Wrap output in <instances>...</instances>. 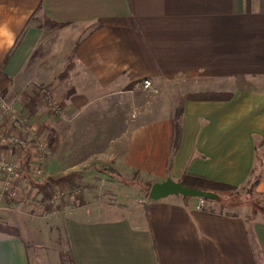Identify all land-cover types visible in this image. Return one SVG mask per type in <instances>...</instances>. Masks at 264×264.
<instances>
[{
  "label": "crops",
  "instance_id": "obj_1",
  "mask_svg": "<svg viewBox=\"0 0 264 264\" xmlns=\"http://www.w3.org/2000/svg\"><path fill=\"white\" fill-rule=\"evenodd\" d=\"M27 84L49 86L62 117L37 89L23 103ZM0 90L29 125L8 122L23 141L0 146L21 164L13 194L0 196V264H64L65 251L74 264H264L262 214L209 201L200 211L182 195L104 206L73 191L54 224L24 196L40 201L37 182L51 180L69 190V176L92 185L100 167L141 183L187 173L239 189L254 179L264 195V0H0ZM185 95L200 99L183 103L174 152ZM45 140L61 146L42 154V178L35 147Z\"/></svg>",
  "mask_w": 264,
  "mask_h": 264
},
{
  "label": "rangeland",
  "instance_id": "obj_2",
  "mask_svg": "<svg viewBox=\"0 0 264 264\" xmlns=\"http://www.w3.org/2000/svg\"><path fill=\"white\" fill-rule=\"evenodd\" d=\"M28 88H32L34 91L37 89L40 93L42 92L43 89H46L48 94H49V97L52 100V102H54V103L58 104L60 107H62L58 103L59 100L53 97V95H52L53 91L49 86L38 85V84H33V85L27 84L24 91H20V93H19L20 98L19 99H22L23 103H25V101L28 100L27 99L28 98L27 92L29 93V91L27 90ZM59 94H60V92H59ZM147 94L151 95L149 93H147ZM41 96H42V93H41ZM40 99H42L43 102L46 101L43 96ZM46 103H48V102L46 101ZM18 114L20 115V112ZM53 118L56 120L59 119V118H55V117H53ZM133 118H135V117H133ZM36 138L40 139L39 136H36ZM43 143L46 144V150L44 153V157H45L48 153H51L52 151H54V149L53 150L50 149V146H49V143L47 142V140H45ZM57 145H58V147L57 148L55 147L54 152L60 153L61 144L58 143ZM261 146H260V148L262 149L263 146L262 147ZM35 152L37 155L36 159L41 157V158H43V161H44V157H42L43 153H41V151L38 150V146L35 147ZM5 160H7V159H5ZM8 161L17 162V160H8ZM17 163L19 164V169H18L17 175L15 177L14 186L18 180L19 172L21 169V164L19 162H17ZM43 163H39V161L37 160V165H36L38 168V171L43 170V172H44L42 175H38V176H42V178L45 177V165ZM107 168H111V167H107ZM92 178H93V176H92ZM54 180H56V179H54ZM103 180H105V182ZM5 181H6V176H5ZM5 181H4V184H5ZM73 181H76L75 185L72 188L70 187L69 190H64V188L62 189L61 183L60 184L59 183H57V184L52 183L53 188L41 190L40 193H42V195H41V198L39 199L40 201H36V196L33 195L34 191H32V194L29 196H28V193H26V195L24 194V196H27L25 198L26 200H31V203L34 201L35 203L40 205V210H37L36 212H34L35 216H37V217L45 216L47 219L50 220V222L52 221V223L56 224L55 222H57V220H58L57 216H59L61 209L63 210L64 207L66 208L67 206L73 205L69 202V198L67 197V196H72L73 194L71 192H73V191L79 192L77 195V197H79V198L83 197L82 195L85 193L84 191H86L88 194H90L91 199L96 201L97 205H104V206H108V205L131 206V205L137 203L140 199L145 200L146 194L148 193V192L146 193V188L138 180L137 176H133L132 178H123V180L121 181L117 177L111 176L108 174H105L104 176L99 175V177H97V179H94L95 182L92 181V185L89 184V186L82 184V182H80V184H79L77 181V176H69V182L72 183ZM254 182H255V180L253 179L248 184H246L245 186H243L237 190H227V191H224L222 193L223 196H233V198L236 199L234 201L236 206L230 208L231 210H240L242 213L243 212L248 213L249 216L261 214L259 212H257V213L254 212L253 202L263 204L264 203V195H259L255 191L256 184H254ZM37 183L42 184L41 182H37ZM80 188H81V190H80ZM37 189H38V187H37ZM249 192H251V193H249ZM12 194H13V192H12ZM12 194H7V195L2 194V196H8V195L11 196ZM12 202H14V201L11 199V201H9V205H11ZM56 230H58V229L54 225V231H56ZM57 236H58V238L56 241H58V243L60 245L65 247V245H66L65 235L59 233ZM56 241H54V242H56ZM65 249H67V247ZM67 252L68 251H65V253L63 254L66 262L70 260L69 256H66ZM64 264H66V263H64ZM69 264H71V263L69 262Z\"/></svg>",
  "mask_w": 264,
  "mask_h": 264
},
{
  "label": "built area",
  "instance_id": "obj_3",
  "mask_svg": "<svg viewBox=\"0 0 264 264\" xmlns=\"http://www.w3.org/2000/svg\"><path fill=\"white\" fill-rule=\"evenodd\" d=\"M141 89L151 95H158L160 90L158 86L154 83V81L150 78H144L141 80ZM42 96L48 102L50 106V112L53 117L61 118L63 115L62 107L58 104L52 102L51 98L46 89L42 90ZM15 109V105L13 102L9 101L5 96H3L2 91L0 90V146H8L21 143L22 138L18 136L16 133L8 130L7 123L12 122L18 124L21 127H24L29 131V125L25 122L24 118L21 117ZM135 117V114H133ZM34 132H32L33 134ZM38 150L41 153H45L46 144L42 141L37 142ZM39 163H43V158H37ZM19 169V164L17 162L8 161L4 158H0V172L5 174L6 181L3 188L0 189V196L2 194H12L14 188L15 177L17 175ZM41 172V171H40ZM79 192L74 191L73 196H77ZM207 200L198 198L196 209L197 210H205L207 207Z\"/></svg>",
  "mask_w": 264,
  "mask_h": 264
},
{
  "label": "trees",
  "instance_id": "obj_4",
  "mask_svg": "<svg viewBox=\"0 0 264 264\" xmlns=\"http://www.w3.org/2000/svg\"><path fill=\"white\" fill-rule=\"evenodd\" d=\"M18 44H16L17 47ZM68 65V69H69ZM206 97V96H205ZM208 97V96H207ZM188 99H200V96L198 95H185L179 98L178 100V104L176 109L174 110V113L172 114V118H171V122H172V150H174V152L178 149L180 140H181V133H182V115H183V103L185 100ZM100 171L102 173L111 175V176H115L118 179H120L121 181L123 180V177H121L119 175V173L113 169V168H105V167H100ZM180 182H182L185 186L187 187H192V188H199L202 190H207V191H213L215 192L218 196L219 199L218 201H210L209 202H218L221 206V208H232L235 207V198H233V196H223L222 193L224 191L227 190H237V187H234L232 185H228V184H224V183H219V182H213L210 181L204 177H200V176H195V175H190L185 173L182 178L179 180ZM58 183L57 181H50V183ZM50 183H43L41 185H38V189L41 190H46L48 188H51V184ZM257 183V180H255L254 184ZM153 183H149V182H144L142 183V185L146 188V193H149V190L151 188ZM148 193L146 194V198L149 199L148 197ZM251 193V192H249ZM253 208H254V212L257 213H261L262 215H264V203H257V202H253ZM255 216V215H253ZM250 216V217H253ZM11 230V229H10ZM69 262H71V264H74L73 260H69L67 262H65L66 264Z\"/></svg>",
  "mask_w": 264,
  "mask_h": 264
},
{
  "label": "water",
  "instance_id": "obj_5",
  "mask_svg": "<svg viewBox=\"0 0 264 264\" xmlns=\"http://www.w3.org/2000/svg\"><path fill=\"white\" fill-rule=\"evenodd\" d=\"M171 195H182L189 198H202L210 201H218L219 199V196L213 191L187 187L182 182L171 178H168L163 182L153 183L148 193L150 200H160Z\"/></svg>",
  "mask_w": 264,
  "mask_h": 264
}]
</instances>
